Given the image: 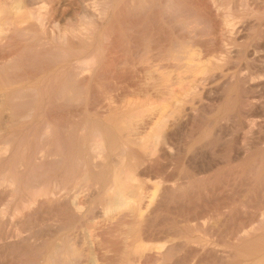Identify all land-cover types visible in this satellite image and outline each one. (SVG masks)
Here are the masks:
<instances>
[{"label":"rangeland","instance_id":"rangeland-1","mask_svg":"<svg viewBox=\"0 0 264 264\" xmlns=\"http://www.w3.org/2000/svg\"><path fill=\"white\" fill-rule=\"evenodd\" d=\"M157 1L159 3V13L157 20L151 24H148L149 26L147 25L144 36L140 41H134L132 43L133 45H131L130 48V50H132V52L130 51L131 53H129V50L125 51L126 53H121V59L123 60L124 58L123 61L128 59L125 61L127 63L138 61L139 59L143 62H138V64H136L137 66L135 65L134 68H130V72L133 73H130V75L135 76L133 78L134 80L132 79L130 82L119 84L116 79L104 80V84L101 82L99 85H96L97 87L95 86L94 89H92L94 91L91 90L89 93L91 98L87 99L86 101L83 99L81 102L78 101L66 107L55 108L57 111H55L57 114L53 115V117L55 116V119L53 117L52 119H49L48 115H46L50 106L47 107V105L42 103H40V105L35 103L32 99L35 94L31 90L28 91V89L25 91L22 90L20 93H15L17 97L14 100L0 105V264H56L55 262H57V264H64L65 260L62 258V253H68V250L71 249V246L75 247L74 249L76 252H81V254L78 255L79 257H75V260H73V263L71 264H127L129 261L127 258L128 254L123 248L127 246L126 244L128 241V245L131 244L136 236L137 243H140V239H138L140 237L141 242L143 240L142 244L144 243L147 246L149 245V247L150 245L156 246V244H167L166 248L169 250V256L172 257V253L173 256H175L174 259H170L169 256L166 258L167 260L161 259L160 256H157L159 254V250H153L154 252L152 251V254L151 251H149L150 255L147 256L149 252L145 248L147 246H145L144 250L142 249L143 256L142 253L136 254L140 264H142L141 261H143V263L145 261L148 264H171L174 262L177 264H187L186 262H188V264H243L244 262L245 264H257V260L260 261L259 259H264V250H262V248L264 249V101H261L259 103L260 105H258L256 108L249 101V99L254 96V94H257V87L255 86V88L254 85L250 83L248 78L237 80L236 77L232 75V71L235 72L238 69L240 63H250L252 65V62H254L253 53L258 51L261 45L264 47V0H156V2ZM203 5L204 7L201 8ZM147 6L148 9L145 10ZM140 7L141 9L143 8V11H150L149 13L154 10L153 4L151 2H142ZM210 9H212V13L214 12L213 16L216 17L219 22L223 21V24H225L223 25L222 22H220L221 25L219 30L215 31L213 28L212 17H209V14L207 13V11ZM114 25L115 22L109 21L106 24L107 28L106 26L103 28L104 32H112ZM221 27H223V30ZM147 33H150L151 35H148ZM151 36H153L152 39ZM104 39H106L105 36L103 40ZM155 39L158 41V43ZM180 44L182 46L185 44L186 45L183 46V48L182 46L180 47ZM187 46H189V49ZM197 46L200 48V52L203 51L202 53L199 52L198 54L202 55L204 60L207 59L206 57L209 54L207 59L208 62H211L209 59L214 61L220 59L221 57L223 58L224 56H227L226 60H230V63L228 61L227 68L230 69L231 75L228 74L229 76H226L227 78L224 79L222 77L225 76V70V73L223 74H221L223 72L222 70H218L219 74L217 70V73L213 71L205 73L201 71L202 69H194L191 71L185 68V63L189 61L188 59L190 57L186 58V61L179 63V61L176 59V54H178L180 51L185 52L187 50L189 56L192 58L191 53H193L194 50H199ZM191 49H193L192 52H190ZM234 50L237 51L235 52ZM226 52L227 54H225ZM196 53H193V56L195 55L194 58L200 56L198 54L196 55ZM123 54L126 56V58ZM146 57H148L146 60L148 63L145 61ZM129 59L132 61H129ZM196 59V62H189L191 64L196 63L197 65H201V62L199 63V59ZM18 60L19 55H17L16 63L14 60L12 64H2L4 65V69H2L3 67H0V83L9 81L13 75V72L16 73L20 61ZM175 60H177L179 63L178 66ZM152 61L154 63H152ZM170 61L172 62L171 65L173 66H169ZM156 62H158V64ZM183 64H185V66ZM162 66L164 68H162ZM150 67H157L155 69L159 70L161 69L160 71L157 70L158 74L162 78V84L161 86H158L159 88H156L157 86L152 87L153 82L149 81L152 79L148 74L145 73V69ZM178 69L180 70L179 75L174 76ZM179 70L177 72H179ZM202 72L205 73V77L202 76ZM188 73L189 75L186 76ZM6 74L10 75L9 78L6 76ZM206 74H209L210 77ZM127 75L128 72L125 73V77H127ZM194 75L196 76L192 79ZM173 76H179L182 78L186 76L183 78V81L182 79L180 80L181 83L179 80H177L180 84L183 82V88H181L183 91H181L179 87L180 84ZM200 76H202V78H200ZM146 77H149L150 79H146ZM189 77L191 79H189ZM206 77L208 78L206 79ZM137 78L138 80H143L141 83L143 86L136 84L138 81ZM195 78L197 79L196 85L198 83L197 87L200 85L198 88H196L195 83L192 84ZM171 79L175 80V82H172ZM208 79L211 80L209 81ZM145 80H147L146 82L149 81L151 83V88L149 86L150 83H146ZM185 80L187 83H185ZM215 80L218 81L216 82ZM164 81H166V84ZM189 82L192 87L194 85L193 88H191V86L188 84ZM167 84H169L170 87L174 84L171 89H175V95H179V97H182L183 94H186V92L189 90L192 92L194 91L195 95L193 94L192 97L191 95L189 96L191 97L192 101L189 99L190 101L187 102V104H189L187 108L193 107V109H188L187 111L183 112L184 114L182 113V117L186 120H184L185 122L183 121L179 125H173L174 127H172V129H169L171 127L168 128L169 131L165 140L166 147H164V144H162L164 149L162 146L157 145V142L153 140L154 143H152L156 144V146L153 145V148L155 147L156 149L154 148L155 154L152 153L154 155L148 156V158L151 157V161H149L150 159H148L147 156H143V151L140 148L139 152L137 146L131 145L130 153L127 157L130 158V160L127 158L126 159L129 161V164L133 165L134 160L139 158L138 160L140 162L136 168L135 165H129V167L134 169L136 176L134 177V180L135 178L136 180L133 181L134 185L140 186L139 190L138 186H136L137 191L140 194L142 192V194L145 196L144 199L142 198L140 201H135L136 203H133V207L136 205L137 208H141L140 211H142L143 217H145V222H142L144 225L142 223L141 226L138 225V227L135 229L136 231L133 233L132 228H134V223H136V219L138 217L136 212L130 210L132 209L130 208L132 206L129 208L127 206L123 209L114 207L113 209L112 204L109 203L108 205L107 200L103 201L105 197L101 192L105 183L110 181L109 178L113 170L112 163L109 161L107 162L108 168L106 167V164L100 166L99 168H95L97 173L100 171V174L95 172V175L97 174L99 177L104 175V177H100L102 180H100L98 176L95 177V175H93L94 170H91V172L89 167L83 168L82 160L80 158L82 153V146L80 144L83 139L79 137H82V134L85 133L86 125H88V122L90 121L91 126L90 124L88 126H94L93 128H89L93 131V133L89 134V139L92 137H97L96 134L98 132L97 128L95 127V122H97L96 126L98 123L100 125V120L103 121L101 122V124H103L104 118L106 116H110V114H108L110 113L109 106L108 103H105L106 100L104 98L107 96V94L118 93V91L120 93L127 92L125 96L126 99L124 98L125 100L123 101V104L128 100V103L141 104L143 99V104H146L147 102L145 103L144 100H147V104L151 103L159 105V102L160 104L163 103V98H159V95L156 93L168 88L169 86ZM184 84L189 86L190 89L189 87L185 88L186 86H184ZM101 85H103L104 88ZM165 85L167 86L165 87ZM121 86L125 90H123ZM175 86L178 87V89ZM98 87L100 89H98ZM140 87L143 89L146 87L145 89H149L150 91L148 90L149 92L142 93L137 90ZM184 88L186 90H184ZM106 90L109 91L107 92ZM132 90L134 91L133 93L130 92ZM152 90L157 102L155 101V98H153L154 96L152 94ZM82 92L84 94L86 89L82 88ZM141 93L142 95L144 93L145 94L142 96ZM176 93L179 94L177 95ZM181 93L182 96H180ZM151 94L153 97H148ZM23 95L24 97H22ZM130 96H132V98L134 97L136 100L134 98L132 99ZM136 96L143 98L140 100V98H137ZM97 97L98 99L96 100ZM235 98L238 101H236ZM231 102H233V104ZM8 103L10 104L7 105ZM192 103H194L195 106ZM229 105H232V107ZM39 106L41 108H39ZM34 107L39 108L38 112H40V114L38 117H35L37 119L40 117L38 120H36L33 115L36 109H34ZM103 107L107 111H103ZM233 109H235V111H233ZM86 110L89 111L87 112ZM60 112L63 114H59ZM92 112H95L96 114L94 113V115ZM238 112H240V117H237ZM58 114L62 116H59ZM102 114H104V118ZM96 115L99 116V118ZM100 115L102 116L103 120L100 119ZM45 116L48 119L45 118ZM92 117L94 121L91 120ZM57 118L59 119L57 120ZM145 118L148 119L149 116H146ZM40 120L41 122H39ZM56 121L58 123H56ZM36 122H39L40 124L38 123V125ZM82 122L84 123L83 125ZM104 126H107V124H104ZM151 126L153 127V125ZM151 126L149 128L150 130H147L148 133L151 131ZM103 130H105L103 133V136L105 137L103 138L106 140L109 138V142L115 138L125 140L127 137L125 135V138L123 139V136H115L112 133H109L110 131H108L107 128L105 129V127H103ZM60 132L61 134H59ZM147 132L143 135L147 136ZM52 133L54 134L52 135ZM68 133H73L72 138ZM108 133L110 134L109 137ZM49 134L51 136H49ZM72 139L76 141L74 142ZM56 141L59 142L57 143ZM66 143H68L69 146ZM72 145H74V148ZM171 146L174 147L172 148ZM134 147H136V149ZM56 148L57 150H55ZM68 148H71L70 151L73 152H70ZM78 149L79 152H77ZM161 149L163 150L161 151ZM79 153L80 155H78ZM59 154H61L63 158ZM108 164L109 166L111 165L110 167L112 168H109ZM85 168L88 169V175L91 174L89 175V178L88 175L86 176ZM91 169L94 168L92 167ZM103 171L104 173H102ZM105 172H108L110 176L107 173L105 176ZM51 174H54L55 176ZM60 176L61 178H59ZM79 178H83L87 181H85V184L80 189H78L77 192H75L76 194L73 193L71 195L74 197L78 196L80 197V200L85 202V205L83 206H85L86 209L85 207L83 209L85 211L87 210L86 212L82 210V214H75L73 209L70 207H67L69 210L66 209V206L63 207L66 204L58 200L63 194L56 196L53 199H49L45 195L46 191L51 188V184L52 187L57 185L56 187L58 188L64 186V184L65 186H70ZM89 180L90 182L94 180L95 181L90 183ZM103 181L104 184H102ZM99 186H101V188ZM66 192L67 191H65L64 194ZM152 192L154 194L156 192V194L155 198L151 201L150 199L153 196ZM95 196L97 198H95ZM129 196L132 198L135 197L136 192H132ZM133 199L139 200L136 197ZM52 202L54 203L52 204ZM104 204L106 206H103ZM58 205H60V207ZM86 205H88V209ZM111 206L113 210L110 209ZM106 207L108 209H106ZM120 210L122 212H120ZM106 211L109 212L107 213ZM87 212H91V214H87ZM78 215H81L82 217L80 216V218ZM131 222L133 225H131ZM126 229H130V231L135 235L134 238L133 234ZM251 230L253 231L251 232ZM259 234L260 236H263V238H261ZM125 235L127 237H125ZM130 236L131 239H129ZM254 236L257 237L255 238ZM259 237L263 240L261 241ZM91 238H94V240H97L98 242L100 241L97 245V249L93 248L92 243L89 242ZM184 238H186V240ZM187 238H189L191 241ZM252 238L255 239L253 240ZM125 239H128V241ZM187 240H189L191 243ZM252 240L256 242H253ZM68 241H70V246L68 245ZM250 241L253 243H250ZM54 243H56V245ZM63 243H66L67 247H69L67 248L64 246L62 249H60L61 251H59L57 247ZM50 245L51 248H56L58 254H55V249H51ZM123 245H125V247ZM252 245L256 246L253 248ZM98 246H100V248H98ZM244 247H246V250ZM256 247L259 250L256 249ZM65 248L67 249L66 251L64 250ZM251 249L255 252L252 253ZM245 251L247 252L245 253ZM144 252H147V254L144 255ZM256 252L260 254L257 255ZM124 253H126V255ZM95 254L97 256L93 257ZM261 254H263V257L261 256L262 258L260 257ZM51 255L55 257L58 255V258L56 259L55 257H50ZM153 255L155 256L153 257ZM247 255H249L248 257L251 258L246 257ZM257 256L259 257L258 259H256ZM178 257L180 259L182 257L183 258L180 261ZM142 258H146V260H142ZM50 259L55 261L53 262ZM97 259L102 263L98 262ZM138 261L136 264H139Z\"/></svg>","mask_w":264,"mask_h":264},{"label":"bare ground","instance_id":"bare-ground-1","mask_svg":"<svg viewBox=\"0 0 264 264\" xmlns=\"http://www.w3.org/2000/svg\"><path fill=\"white\" fill-rule=\"evenodd\" d=\"M142 2H151L153 4V11L151 13H149L148 11H143L140 7V4H142ZM146 5V4H145ZM152 6V5H151ZM161 6V5H160ZM207 6V5H206ZM205 6V7H206ZM204 7L201 6V8ZM152 8V7H151ZM159 3L158 1L156 2V0H0V65L2 64H12V62L14 61L16 63V58L17 55H19V64H18V68L16 73L13 72V75L11 77V79L9 81H6L5 83H0V105L1 104H5L8 101H12L14 100L17 96L15 95V93L20 91H25L28 89L34 92V96L32 97L33 101L37 104L40 105V103L50 106L48 113L46 115H48L49 119H52L55 113L56 109L58 107H66L68 105H72L78 101L81 102V100L85 99V101L89 98H91V96L89 95V93L91 92L92 89H94V87L96 85H99V83L102 82L104 80H117L118 84L119 83H127L130 82L135 76H131L130 75V68H134V66L136 64H138V62H142V60H138V61H133V62H125L121 59V53L128 51L129 53L132 52V50H130L131 45H133L132 43L134 41H140L142 39V37L144 36L145 33V28L147 27L148 24L153 23L154 21L157 20L158 17V13H159ZM148 9L145 8V10ZM161 9V7H160ZM205 9V8H204ZM219 9V8H218ZM162 10V9H161ZM203 10V9H202ZM212 9L208 10L207 13L209 14V17H212V22H213V28L214 30H219L220 27V21L213 16V13L211 11ZM216 10V9H215ZM204 11V10H203ZM215 15V14H214ZM162 16V15H161ZM160 16V17H161ZM208 16V15H206ZM217 16V15H215ZM225 17V15H224ZM223 17V18H224ZM109 21H113L115 22L114 25V29L112 30V32L109 33H105L104 32V26H106V24ZM160 21V20H159ZM226 22V21H225ZM227 24V23H226ZM230 24V23H229ZM109 25V24H108ZM107 25V26H108ZM225 25V24H223ZM222 25V26H223ZM231 25V24H230ZM228 25V26H230ZM235 25V24H234ZM106 26V28H107ZM149 26V25H148ZM153 26V25H152ZM111 27V26H110ZM154 27V26H153ZM226 27V26H224ZM261 27V25H260ZM105 28V29H106ZM149 28V27H148ZM156 28V27H155ZM223 30V27H221ZM228 28V27H227ZM230 28V27H229ZM160 29V28H159ZM108 30V29H107ZM106 30V31H107ZM151 30V29H150ZM155 31V30H153ZM157 31V30H156ZM160 31V30H159ZM152 32V31H151ZM218 32V31H217ZM228 32V29H227ZM239 33V32H238ZM148 35L150 33H147ZM153 34V33H152ZM151 35V34H150ZM156 35V34H155ZM159 35V33H158ZM104 39L103 40V38ZM218 36V35H217ZM153 36H151L152 39ZM212 39V38H211ZM144 40V39H143ZM156 40V39H155ZM159 40V39H158ZM104 41V43H103ZM157 41V40H156ZM237 41V40H235ZM144 42V41H142ZM140 42V43H142ZM158 43V41H157ZM235 43V42H234ZM138 44V43H137ZM136 44V45H137ZM156 44V43H155ZM232 44V43H231ZM143 45V44H142ZM178 45V44H177ZM186 45V44H185ZM183 45V46H185ZM191 45V44H189ZM230 45V44H229ZM236 45V43H235ZM135 46V44H134ZM138 46V45H137ZM156 46V45H155ZM154 46V47H155ZM182 45L180 44V47ZM182 46V47H183ZM192 46V45H191ZM189 46H187L188 48ZM134 48V47H133ZM140 48V47H139ZM184 48V47H183ZM191 48V47H190ZM198 48V46H197ZM224 48V47H223ZM136 49V48H135ZM182 49V48H181ZM180 49V50H181ZM189 49V48H188ZM199 50H194L191 49L190 52L193 51V53H196V55L200 52V48H198ZM240 49V48H239ZM258 49V48H257ZM186 50V48H185ZM131 51V52H130ZM136 51V50H135ZM223 51V50H222ZM229 51V50H228ZM235 51V50H234ZM237 51V50H236ZM235 51V52H236ZM240 51V50H239ZM142 52V51H141ZM170 52V51H169ZM187 50L184 51H180L178 54H176V59L180 62L182 61H186V58H189L188 60L193 62H196L195 60H197L196 58L199 59V63L201 62V65H197L196 63L191 64L189 61H187L185 64H183L185 66V68L189 69V70H194V69H202L201 71L207 73V72H216V70H222L223 73L224 70L226 71L225 76L222 78H227L226 76H229L228 74L231 75L230 69L227 68L228 66V61L230 63V60L228 59V61L226 60L227 56H224L223 58L221 57L220 59L217 60H211V62H208V55H207V61L204 60V57L200 54L199 57L197 56L196 58H194L193 53L192 54V58L191 56H189ZM203 52V51H202ZM200 52V53H202ZM224 52V51H223ZM222 52V54H223ZM243 52V50H242ZM126 53V52H125ZM209 53V52H207ZM232 53V52H230ZM128 54V53H127ZM136 54V53H135ZM172 54V53H171ZM174 54V53H173ZM190 54V55H191ZM205 54V53H204ZM227 54V52L225 53ZM235 54V53H233ZM253 60L254 62H252L253 64L251 65L250 63H244L239 65L238 69L233 72L232 71V75L234 77H236L237 80H241L242 78H248L250 80V83L252 85H254V87H257V94H254V96H252L249 101L257 108L258 105H260L259 103L261 101H264V47L261 45L260 49L258 51H255ZM124 55V54H123ZM122 55V57H123ZM132 55V54H131ZM169 55V54H168ZM219 55V54H218ZM224 55V54H223ZM125 56V55H124ZM143 56V55H142ZM173 56V55H172ZM221 56V54H220ZM234 56V55H233ZM144 57V56H143ZM154 57V56H153ZM239 57V56H238ZM126 58V56H125ZM128 58V57H127ZM140 58V57H139ZM148 57H146L145 61L147 60ZM174 58V57H173ZM217 58V56H216ZM219 58V57H218ZM240 58V57H239ZM136 59V58H135ZM131 59H129L130 61ZM157 60V59H156ZM176 61V64L178 66V62ZM241 60V59H240ZM132 61V60H131ZM160 61V60H159ZM147 62V61H146ZM151 62V61H150ZM189 62V63H188ZM251 62V61H250ZM143 63V62H142ZM148 63V62H147ZM152 63H154L152 61ZM158 64V62H156ZM169 63V62H168ZM171 61H170V65L169 66H173L171 65ZM165 64V63H164ZM167 64V63H166ZM174 64V63H173ZM195 64V65H194ZM4 65L0 66L3 67L2 69H4ZM16 65V64H15ZM154 65V64H153ZM230 65V64H229ZM137 66V65H136ZM166 66V65H165ZM6 67V66H5ZM16 67V66H15ZM231 67V66H230ZM9 68V67H7ZM136 68V67H135ZM157 68V67H155ZM154 67H150L145 69V73L148 74L150 76V78L152 80L153 86L150 83V88L151 86H157L156 88H159L158 86H161V81L162 78L161 76L158 74L157 70L159 69H155ZM162 68H164L162 66ZM181 68V67H180ZM184 68V69H185ZM226 68V69H225ZM1 69V68H0ZM11 69V68H10ZM16 69V68H15ZM161 70V69H160ZM159 70V71H160ZM174 70V69H173ZM179 70V69H178ZM177 70V71H178ZM234 70V69H233ZM1 71V70H0ZM7 71V69H6ZM13 71V70H12ZM176 71V75L174 74V76L179 75V72ZM185 71V70H184ZM187 71V70H186ZM199 71V70H198ZM200 71V73H201ZM11 72V71H10ZM128 72L127 77H125V73ZM133 72V71H132ZM142 72V71H141ZM162 72V71H161ZM169 72V71H168ZM167 72V73H168ZM174 72V71H173ZM202 72V76L205 75V73ZM212 72V73H213ZM8 73V72H7ZM171 73V72H170ZM178 73V74H177ZM191 73V72H190ZM195 73V72H193ZM217 73V72H216ZM12 74V73H11ZM133 74V73H131ZM163 74V73H162ZM184 74V73H183ZM198 74V72H197ZM196 74V75H197ZM211 74V73H210ZM214 74V73H213ZM219 74V71H218ZM135 75V74H134ZM165 75V74H164ZM189 75L186 74V76ZM194 75L192 77V79L196 76ZM199 75V74H198ZM197 75V76H198ZM209 75V74H206ZM9 76L10 75H7ZM167 76V75H166ZM173 76V77H174ZM184 76V77H186ZM202 76H200V78H202ZM213 76V75H212ZM221 76V75H220ZM219 76V77H220ZM137 77V76H136ZM164 77V76H163ZM183 77V78H184ZM189 77V79H191ZM205 77V76H204ZM203 77V78H204ZM210 77V75H209ZM218 77V76H217ZM216 77V78H217ZM149 77H146V79ZM149 78V79H150ZM177 80H184L182 77H174ZM173 78V79H174ZM198 78V77H197ZM208 77H206L207 79ZM172 80V82H175V80ZM186 79V78H185ZM214 79V78H213ZM134 80V79H133ZM138 80V78H137ZM136 80V81H137ZM200 80V79H199ZM203 80V79H202ZM209 80V79H208ZM211 80V79H210ZM209 80V81H210ZM221 80V78H220ZM142 79L138 80L136 82L137 85H141L142 83ZM147 80H145L146 82ZM179 81H177L179 83ZM186 81V80H185ZM205 81V80H204ZM203 81V82H204ZM213 81V80H212ZM216 81V80H215ZM214 81V82H215ZM218 81V80H217ZM216 81V82H217ZM107 82V81H106ZM114 82V81H112ZM146 82V83H148ZM166 84V81H164ZM170 82V81H169ZM168 82V83H169ZM170 82V83H172ZM197 79L195 78V80H193V83H195L196 85ZM200 82V81H199ZM208 82V81H207ZM206 82V83H207ZM213 82V83H214ZM220 82V81H219ZM222 82V80H221ZM239 82V81H238ZM248 82V81H247ZM108 83V82H107ZM111 83V82H110ZM109 83V85H110ZM148 83V84H149ZM181 83V81H180ZM179 83V84H180ZM187 83V81L185 82ZM202 83V82H201ZM115 84V83H114ZM132 84V83H131ZM144 84V83H143ZM183 84V82H182ZM182 84H180V89L183 88ZM191 88L192 85L190 84V82L188 83ZM200 84V83H199ZM205 84V83H204ZM208 84V83H207ZM117 85V83H116ZM121 85V84H120ZM124 85V84H123ZM134 85V84H133ZM164 85V84H163ZM162 85V86H163ZM169 87L170 85L167 84ZM165 85V87L167 86ZM176 85V84H175ZM198 85V83H197ZM196 85V88H198ZM214 85V84H213ZM212 85V86H213ZM233 85V84H232ZM237 85V84H236ZM103 86V85H101ZM100 86V88H101ZM113 86V85H112ZM130 86V85H129ZM143 86V85H141ZM174 86V84H173ZM171 85V87L168 88H164L165 90L160 91L159 89V93L158 94L159 98H163V103L160 104V102L158 103L159 105L156 104H147L148 101L144 100L146 104H143V97H137L140 98V100L142 99V103L140 101L141 104H133V103H128V101L126 103L123 104V101L126 99V93H120L118 91V93H111V94H107L105 98L106 100V104L108 103L109 106V112L108 114H110V116H106L104 118V114L103 118H104V123L101 124L100 119V125L98 123V125L96 126L97 122H95V127L97 128V137H92L89 139V134L93 133V131L89 128H93L90 127L91 124L90 122H88V118L87 122L90 124V126L86 125V131L84 134H82V138L83 141L81 142V149H82V153L80 155V153L78 155H80V158L82 160V165L83 168L84 167H89L90 171L94 170V174L95 175V168H99L100 166H103L106 164L107 167V162H111L112 163V167L109 166V168H112L110 170H112L111 176L108 172H105V176L106 173L109 174L110 176V181H108V183H105V185L103 186V190H102V195L105 197V200H107L108 205L109 203L113 205V209L115 208H124L127 207L128 208L130 206L131 211L133 210V212L137 213V219H136V223H134V228H132L133 233L136 231L135 229L138 227V225H144V223H142L144 221L143 214L142 211H140L141 208H137L136 205L133 207V203L135 201H140L142 198L144 199V195L141 194L137 191L136 186H138V190H139V185H134L133 181L135 176L134 173V169L130 168V166L135 165L136 166L139 164V158L134 160L133 165L129 164V161L127 159L130 160V158H127L129 156L130 153V149H131V145L132 146H137L138 150L140 152V149L143 151V156L148 158V156L150 155H154L155 154V150L153 148V145L156 146L160 145L162 146V144H164V147H166L165 145V140L167 138V134L169 129H172V127H174L173 125H179L180 123H182L185 119L182 117V113L184 111H187L188 109H193V107L191 108H187V106L189 104H187L188 101L191 100L192 95L195 93L194 91H187L186 94L182 93L180 94L179 97V93L181 91H183L181 89H179V93L177 94L178 96L175 95V89H171L173 87ZM182 86V87H181ZM184 86H186L185 88L189 87L187 85L184 84ZM240 86V85H239ZM248 86V85H247ZM97 87V86H96ZM106 87V86H105ZM122 87V86H121ZM138 87V86H136ZM176 87V86H175ZM249 87V86H248ZM255 87V88H256ZM82 88L86 89V92L83 94L82 92ZM98 87V89H100ZM104 88V86H103ZM112 88V87H111ZM146 87H144V89L142 87L138 88L137 90L140 92H149V89H145ZM149 88V87H148ZM178 89V87H176ZM184 88V90H186ZM237 88V87H236ZM97 89V88H96ZM95 89V90H96ZM109 89V88H108ZM116 89V88H115ZM123 89V87H122ZM155 89V88H154ZM163 89V88H162ZM190 89V87H189ZM195 89V88H194ZM193 89V90H194ZM201 89V87H200ZM203 89V87H202ZM235 89V88H234ZM125 90V89H123ZM149 90V91H148ZM175 90V91H174ZM233 90V89H232ZM27 91V92H28ZM94 91V90H92ZM107 91V90H106ZM109 91V90H108ZM107 91V92H108ZM115 91V90H114ZM113 91V92H114ZM122 91V90H121ZM197 91V90H196ZM199 91V89H198ZM96 92V91H95ZM105 92V91H104ZM117 92V91H116ZM129 92V90H128ZM130 92H134L133 90ZM136 92V91H135ZM138 92V93H140ZM156 92V91H154ZM202 92V91H201ZM23 93V92H22ZM26 93V92H25ZM93 93V92H92ZM91 93V95H92ZM131 93V95H132ZM141 93V95H142ZM199 93V92H197ZM196 93V94H197ZM32 94V93H29ZM103 94V92H102ZM130 94V93H129ZM137 94V92H136ZM145 94V93H144ZM143 94V95H144ZM152 94H153V90H152ZM151 95H146L148 97H153ZM22 95V94H21ZM19 95V96H21ZM104 95V94H103ZM128 95V94H127ZM142 95V96H143ZM191 95V97H189ZM195 95V94H194ZM30 96V95H29ZM100 96V95H99ZM24 97V95L22 96ZM93 97V96H92ZM132 98V96H130ZM194 97V96H193ZM245 97V96H244ZM19 98V97H18ZM17 98V99H18ZM28 98V97H27ZM100 98V97H99ZM102 98V99H104ZM125 98V99H124ZM128 98V97H127ZM130 98V99H131ZM134 98V97H133ZM132 98V99H133ZM155 98V96L153 97ZM30 99V98H29ZM98 99V97L96 98V100ZM135 99V98H134ZM148 99V98H147ZM190 99V100H189ZM197 99V98H196ZM199 99V98H198ZM230 99V98H229ZM236 99V98H235ZM234 99V100H235ZM95 100V99H94ZM136 100V99H135ZM139 100V99H137ZM152 100V98H151ZM194 100V99H193ZM16 101V100H15ZM30 101V100H29ZM32 101V102H33ZM156 101V98H155ZM162 101V100H161ZM192 101V100H191ZM236 101H238L236 99ZM242 101V98H241ZM98 102V101H97ZM96 102V103H97ZM157 102V101H156ZM200 102V101H199ZM235 102V101H234ZM99 103V102H98ZM104 103V104H105ZM201 103V102H200ZM233 104V102H231ZM10 103H8L7 105H9ZM78 104V103H77ZM82 104V103H81ZM85 104V103H84ZM94 104V103H93ZM103 104V106H104ZM194 104V103H192ZM236 104V103H235ZM6 105V106H7ZM79 105V104H78ZM263 105V104H262ZM36 106V105H35ZM38 106V105H37ZM75 106V105H73ZM88 106V105H87ZM101 106V105H100ZM107 106V105H106ZM195 106V104H194ZM232 107V105H229ZM85 107V106H84ZM94 107V106H93ZM98 107V106H97ZM105 107V106H104ZM104 107L102 108L103 111H107L106 109H104ZM262 107V106H261ZM36 107H34L35 109ZM39 108H41L39 106ZM38 107L35 109L33 115L34 118L38 117L40 112H38L39 109ZM76 108V107H75ZM92 108V107H91ZM237 108V107H236ZM33 109V106H32ZM86 109V108H84ZM88 109V108H87ZM90 109V107H89ZM99 109V108H98ZM108 109V107H107ZM255 109V108H254ZM253 109V110H254ZM260 109V108H258ZM257 109V110H258ZM3 110V109H2ZM59 110V109H58ZM70 110V109H69ZM73 110V109H72ZM91 110V109H90ZM220 110V109H219ZM44 111V110H43ZM61 111V109H60ZM84 111V110H83ZM87 112L89 110H86ZM100 111V110H99ZM195 111V110H194ZM233 111H235V109H233ZM247 111V110H246ZM263 111V110H261ZM47 112V111H46ZM57 112V111H56ZM91 112V111H90ZM217 112V111H216ZM242 112V111H241ZM4 113H8V112H4ZM32 113V112H31ZM62 112H60L59 114H61ZM95 113V112H94ZM92 112V114H94ZM99 113V112H98ZM189 113V112H187ZM234 113V112H233ZM58 114V115H59ZM63 114V113H62ZM88 114V113H87ZM96 114V113H95ZM94 114V115H95ZM106 114V113H105ZM184 114V113H183ZM186 114V113H185ZM80 115V114H79ZM89 115V114H88ZM87 115V116H88ZM237 117H240V112H238ZM261 115V114H260ZM31 116V114H30ZM41 116V115H40ZM43 116V115H42ZM62 116V115H59ZM65 116V115H64ZM69 116V115H68ZM85 116V115H84ZM97 116V115H96ZM146 116H149V118H145ZM256 116V115H255ZM44 117V116H43ZM55 117V116H54ZM53 117V118H54ZM58 117V116H56ZM99 118V116H97ZM187 117V116H184ZM263 117V116H262ZM11 118V117H9ZM40 118V117H39ZM38 118V119H39ZM45 118H47L45 116ZM44 118V121H45ZM47 118V119H48ZM62 118V117H61ZM71 118V117H70ZM81 118V117H80ZM79 118V119H80ZM36 120H38L37 118H35ZM43 119V118H42ZM41 119V120H42ZM55 119V118H54ZM59 118H57L58 120ZM65 119V118H64ZM82 119V118H81ZM96 119V117H95ZM147 119V120H146ZM193 119V118H192ZM208 119V118H206ZM262 119V118H261ZM24 120V119H23ZM41 120L39 122H41ZM66 120V119H65ZM93 120V117L92 119ZM98 120V119H97ZM103 120V119H102ZM264 120V117H263ZM52 121V120H51ZM85 121V120H84ZM94 121V120H93ZM96 121V120H95ZM186 121V120H185ZM184 121V122H185ZM254 121V120H253ZM260 121V120H259ZM262 121V120H261ZM38 122V123H39ZM48 122V121H46ZM50 122V120H49ZM86 122V124H87ZM263 122V121H262ZM37 123V122H36ZM37 123V124H38ZM56 123H58L56 121ZM68 123V122H67ZM36 124V125H37ZM40 124V123H39ZM38 124V125H39ZM46 124V123H45ZM78 124V123H76ZM84 123L82 122V125ZM94 124V122H93ZM104 124H107V126H104ZM213 124V123H212ZM54 125V124H53ZM153 125V127L151 126ZM211 125V124H210ZM48 126V125H47ZM52 126V125H50ZM64 126H65V122H64ZM70 126V125H69ZM72 126V124H71ZM77 126V125H76ZM75 126V127H76ZM80 126V125H79ZM105 127V129L107 128L108 131H110L109 133H112L113 135H117V136H123V139L125 138V135L127 136L125 138V140L122 139H117L115 138L114 140L112 139L111 142H109V138H107L108 140H106L105 136H103L104 131L103 127ZM151 126V131L148 133L147 130L150 128ZM37 127V126H36ZM41 127V126H40ZM39 127V128H40ZM54 127V126H53ZM74 127V126H73ZM171 127V128H169ZM177 127V126H175ZM55 128V127H54ZM59 128V127H58ZM56 128V129H58ZM61 128V127H60ZM169 128V129H168ZM69 129V128H68ZM73 129V128H72ZM44 130V129H43ZM59 130V129H58ZM63 130V129H62ZM71 130V128H70ZM150 130V129H149ZM50 131V130H48ZM67 131V130H66ZM80 131V129H79ZM78 131V132H79ZM83 131V130H81ZM72 132V131H71ZM107 132V131H106ZM128 132V133H126ZM147 132V136L143 135L144 133L146 134ZM76 134H78L77 132H75ZM80 133V132H79ZM82 133V132H81ZM96 133V132H95ZM108 133V137L110 136V134ZM54 133H52L53 135ZM61 134V132L59 133ZM69 134V133H68ZM73 134V133H72ZM72 134H69V136L72 138ZM75 134V135H76ZM106 134V133H105ZM171 134V133H170ZM63 135V134H62ZM65 135V134H64ZM80 135V134H79ZM92 135V134H91ZM90 135V136H91ZM95 135V134H94ZM107 135V134H106ZM46 136V135H45ZM49 136H51L49 134ZM67 136V135H65ZM93 136V135H92ZM114 136V137H115ZM57 137V135H56ZM60 137V136H59ZM62 137V136H61ZM68 137V136H67ZM107 137V136H106ZM169 137V136H168ZM202 137V136H201ZM74 138V137H73ZM77 138V139H79ZM113 138V137H112ZM119 138V137H118ZM170 138V137H169ZM24 139V138H23ZM81 139V140H82ZM73 140V139H72ZM153 140L155 142H157L156 144H153ZM169 140V139H168ZM63 141V140H62ZM74 142L76 140H73ZM57 142V141H56ZM59 142V141H58ZM57 142V143H58ZM61 142V141H60ZM69 142V141H68ZM80 142V141H78ZM153 142V143H152ZM200 142V141H199ZM52 143V142H50ZM54 143V142H53ZM64 144V143H63ZM68 145V143H66ZM76 144V143H75ZM168 144V143H167ZM65 145V144H64ZM63 145V146H64ZM78 145V146H80ZM170 145V144H169ZM167 145V146H169ZM175 145V144H174ZM69 146V145H68ZM74 148V145H72ZM77 146V145H76ZM58 147V146H56ZM71 147V146H70ZM172 147V146H171ZM170 147V149H171ZM174 147V146H173ZM172 147V148H173ZM3 148V147H2ZM53 148V147H52ZM65 148V147H64ZM77 148V147H76ZM80 148V147H78ZM136 149V147H134ZM140 148V149H139ZM159 148V147H158ZM163 148V146H162ZM69 149V148H68ZM71 149V148H70ZM69 149V151H70ZM134 149V150H135ZM156 149V148H155ZM164 149V148H163ZM161 149V151L163 150ZM57 150V148L55 149ZM60 150V149H59ZM58 150V152H59ZM66 150V149H64ZM73 150V149H72ZM51 151V150H50ZM67 151V150H66ZM77 151V150H75ZM153 151V152H152ZM73 152V151H70ZM79 152V149L78 151ZM135 152V151H134ZM159 152V151H157ZM173 152V151H172ZM63 153V151H62ZM65 153V152H64ZM75 153V152H74ZM154 153V154H152ZM37 154V153H36ZM70 154V153H69ZM136 154V153H135ZM5 155V154H4ZM57 155V153H56ZM61 155V154H59ZM71 155V154H70ZM137 155V154H136ZM75 156V155H74ZM133 156V154H132ZM62 157V155H61ZM65 157V156H64ZM139 157V156H138ZM60 158V157H59ZM63 158V157H62ZM61 158V159H62ZM66 158V157H65ZM79 158V157H78ZM79 158V159H80ZM113 158V159H112ZM127 158V159H126ZM142 158V157H140ZM72 159V157H71ZM148 159H150L149 161H151V157H149ZM60 160V159H59ZM74 160V159H73ZM144 160V159H143ZM64 161V160H63ZM69 161V160H68ZM145 163V162H144ZM76 164V163H75ZM78 164V163H77ZM147 164V163H146ZM75 166V165H74ZM78 166V165H76ZM82 167V166H80ZM94 169H91V168ZM129 167V169H128ZM141 167V166H140ZM143 167V166H142ZM105 168V167H104ZM108 168V167H107ZM106 168V170L108 171V169ZM67 169V168H66ZM86 169V168H85ZM84 169V170H85ZM103 169V168H102ZM80 170V169H79ZM86 169V176L88 175ZM97 170V169H96ZM99 170V169H98ZM132 170V171H130ZM136 170V169H135ZM91 171V172H92ZM54 172V171H53ZM64 172V171H63ZM85 172V171H84ZM90 172V173H91ZM111 172V171H110ZM65 173V172H64ZM75 173V171H74ZM97 173V172H96ZM104 173V171L102 172ZM59 174V173H58ZM61 174V172H60ZM71 174V173H70ZM78 174V173H77ZM100 174V171L99 173ZM95 175L98 176V175ZM54 175V174H51ZM57 175V174H56ZM62 175V174H61ZM75 175V174H74ZM91 175V174H89ZM88 175V178H89ZM55 176V175H54ZM104 177V175H101L100 177ZM52 177V176H51ZM71 177V176H70ZM78 177V176H77ZM93 177V176H91ZM100 177L98 176V178L100 179ZM61 178V176L59 177ZM63 178V177H62ZM85 178V177H84ZM71 179V178H70ZM87 179V177H86ZM92 179V178H91ZM97 179V178H94ZM107 179V180H109ZM75 180V179H74ZM93 180V179H92ZM102 180V179H100ZM85 179H77L76 181H74L70 186H62V187H56L57 185L52 187L51 184V188L46 191L45 195L47 196V198L49 199H53L56 196L62 195L60 199H57L62 201L64 204L63 207L66 206V209L69 210L70 207L71 209H73V211L75 212V214H82V210L85 211L83 208L85 206L84 201L80 200V197L76 196L74 197L73 193L77 192L78 189H80L84 184H85ZM95 181V180H94ZM92 181V182H94ZM97 181V180H96ZM99 181V180H98ZM106 181V179H105ZM57 182V181H56ZM64 182V181H63ZM67 182V181H66ZM90 182V180H89ZM90 182V183H92ZM52 183V182H51ZM97 183V182H96ZM101 183V182H100ZM87 184V183H86ZM102 184H104V181L102 182ZM136 184V183H135ZM54 185V184H53ZM59 185V184H58ZM89 185V184H88ZM96 185V184H95ZM102 186V185H101ZM101 186H99L101 188ZM93 187V186H92ZM84 188V187H83ZM97 188V186H96ZM91 189V188H90ZM142 189V188H141ZM93 190V189H92ZM99 190V189H98ZM153 190V189H152ZM67 191L65 194L64 192ZM81 192V190H80ZM132 192H136V198H138L139 200H134L133 198L135 197H130L129 195ZM151 192V191H150ZM95 193V192H94ZM98 193V192H97ZM153 193V192H152ZM76 194V193H75ZM82 194V193H81ZM80 194V195H81ZM134 194V193H133ZM156 194V192H155ZM155 194L153 193L152 198L150 199L151 201L155 198ZM83 195V194H82ZM89 196V195H88ZM99 196V195H98ZM134 196V195H133ZM143 196V197H142ZM87 197V196H86ZM85 197V198H86ZM94 197V196H92ZM88 198V197H87ZM86 198V199H87ZM95 198H97L95 196ZM56 199V200H57ZM43 200V199H42ZM149 200V201H150ZM249 200V199H248ZM48 201V200H47ZM51 202V201H50ZM61 202V203H62ZM154 202V201H153ZM54 202H52L53 204ZM57 203V202H56ZM136 203V202H135ZM141 203V202H140ZM150 203V202H149ZM58 204V203H57ZM88 204V203H87ZM101 204V203H100ZM106 204V203H105ZM103 206H106V205ZM63 205V204H62ZM89 205V204H88ZM88 205L87 209H88ZM149 205V204H148ZM54 206V205H53ZM60 207V205H58ZM138 206V205H137ZM108 207V206H107ZM106 207V209H108ZM110 207V206H109ZM90 208V207H89ZM92 208V207H91ZM105 208V207H104ZM127 208V209H128ZM148 208V207H147ZM182 208V207H181ZM86 209V207H85ZM112 209V206L110 208ZM117 209V210H119ZM110 210V211H111ZM87 211V210H86ZM85 211V212H86ZM93 211V209H92ZM116 211V210H115ZM124 211V210H123ZM129 211V210H127ZM107 213L109 211H106ZM120 212H122L120 210ZM89 212H87L88 214ZM116 213V212H115ZM145 213V212H144ZM73 214V213H72ZM86 214V213H85ZM91 214V212L89 213ZM100 214V213H99ZM11 215V214H10ZM68 215V214H67ZM84 215V213H83ZM102 215V214H101ZM145 215V214H144ZM76 216V215H75ZM79 216V215H78ZM81 216V215H80ZM79 216V217H80ZM87 216V215H85ZM129 216V215H128ZM82 217V216H81ZM80 217V218H81ZM93 217V216H92ZM135 217V216H134ZM3 219V218H2ZM84 219V218H83ZM90 219V218H89ZM112 220V219H111ZM135 220V219H134ZM93 222V221H92ZM96 222V221H95ZM145 222V221H144ZM111 223V222H110ZM142 223V224H141ZM82 224V223H81ZM92 224V223H91ZM96 224V223H95ZM200 224V223H199ZM84 225V224H83ZM131 225L132 222H131ZM264 225V224H263ZM262 226V225H261ZM86 227V226H85ZM186 227V226H185ZM264 227V226H263ZM96 228V227H95ZM123 228V227H122ZM131 228V227H128ZM141 228V227H139ZM138 228V229H139ZM192 228V227H191ZM193 229V228H192ZM243 229V228H242ZM262 229V227H261ZM127 231L130 229H126ZM194 230V229H193ZM250 230V229H249ZM93 231V230H91ZM126 231V232H127ZM140 231V230H139ZM253 230H251L252 232ZM125 232V231H124ZM240 232V231H239ZM242 232V231H241ZM248 232V231H247ZM246 232V233H247ZM91 233V232H90ZM132 233V232H131ZM130 233V234H131ZM132 233V234H133ZM138 233V232H136ZM178 233V232H177ZM245 233V232H244ZM257 233V232H256ZM124 234H128V233H124ZM123 234V235H124ZM131 234V235H132ZM167 234V233H166ZM263 234V233H262ZM162 235V234H161ZM165 235V234H164ZM246 235V234H245ZM244 235V236H245ZM248 235V233H247ZM253 235V234H250ZM71 236V235H70ZM90 236V235H89ZM134 234H133V238H134ZM260 236V234H259ZM87 237V236H86ZM125 237H127L125 235ZM129 237V235H128ZM137 237V236H136ZM136 237L134 238L133 242H131V244L128 245V239H125L127 242V246L125 247V245H123L125 248V251H127L128 254V263H133L135 262V264L137 263L138 259L136 257V254L142 253V249L144 250V247L147 246L146 244H142L141 242V238L139 237L138 239H140V243L136 242ZM183 237V236H182ZM192 237V236H189ZM255 238L257 236H254ZM261 238H263V236H260ZM259 237V239H260ZM67 238V237H66ZM95 238V235H94ZM94 238L90 239V243H92V247L97 249V245L98 242L97 240H94ZM247 238V237H246ZM255 238H252L253 240ZM88 239V238H86ZM93 239V240H92ZM99 239V238H98ZM131 239V236L130 238ZM137 239V241H138ZM186 240V238H184ZM189 239V238H187ZM264 239V238H263ZM263 239H260L261 241ZM65 240V239H64ZM68 240V239H67ZM66 240V243H67ZM92 240V242H91ZM190 240V239H189ZM187 240V241H189ZM240 240V239H239ZM245 240V239H244ZM248 240V238H247ZM252 240V241H253ZM257 240V239H256ZM62 241V240H61ZM125 241V242H126ZM138 241V242H139ZM185 241V242H187ZM191 241V240H190ZM189 241V242H190ZM200 241V240H199ZM246 241V240H245ZM259 241V240H257ZM195 242V241H194ZM193 242V243H194ZM244 242V241H243ZM256 242V241H253ZM250 241V243H253ZM264 242V241H263ZM57 243V242H56ZM56 243H54L56 245ZM66 243H63L62 245H59L57 248L59 251H61L60 249H62L64 246L67 247ZM70 241H68V245L70 246L71 244H69ZM191 243V242H190ZM189 243V244H190ZM203 243V242H202ZM262 243V242H261ZM89 244V243H88ZM156 244V243H155ZM188 244V245H189ZM239 244V243H238ZM241 244V243H240ZM243 244V243H242ZM257 244V243H256ZM48 245V244H47ZM53 245V244H52ZM58 245V243H57ZM74 245V243H73ZM167 245V244H166ZM165 245V243L159 244L156 246H151L149 247V245L147 247H145L148 252L153 250H159V254L157 256H160L161 259H166L168 258V256L170 255L169 250L166 248L167 246ZM187 245V243H186ZM192 245V244H191ZM195 245V244H194ZM247 245V244H245ZM244 245V246H245ZM260 245V244H259ZM264 245V244H263ZM261 245V246H263ZM68 246V247H69ZM180 246V245H179ZM190 246V245H189ZM253 246V245H252ZM256 246V245H255ZM253 246V248L255 247ZM67 247V248H68ZM169 247V246H168ZM247 247V246H246ZM244 247V249L246 248ZM259 247V246H258ZM51 248V245H50ZM71 249L68 250V253H62V258H64L65 263L66 264H71L73 263L72 261L75 260L74 258L77 257L79 254H81V252H76L75 251V247L71 246ZM98 248H100V246H98ZM102 248V247H101ZM175 248V247H173ZM172 248V249H173ZM179 248V247H178ZM184 248V247H183ZM240 248V247H239ZM243 248V247H242ZM249 248V247H248ZM53 249V247L51 248ZM55 249V250H54ZM53 250L56 251V248H54ZM77 249V248H76ZM171 249V248H170ZM256 249H258L256 247ZM36 250V249H35ZM65 251L67 250L66 248L64 249ZM79 250V249H78ZM77 250V251H78ZM176 250V249H175ZM246 250V249H245ZM255 250V249H254ZM259 250V249H258ZM257 250V251H258ZM261 250V249H260ZM262 250H264L262 248ZM33 251V250H32ZM86 251V250H84ZM94 251V249H93ZM99 251V249H98ZM124 251V250H123ZM171 251V250H170ZM252 251V249H251ZM250 251V252H251ZM52 252V251H51ZM63 252V251H62ZM95 252V251H94ZM154 252V251H153ZM236 252V251H235ZM247 251H245L246 253ZM255 251H252V253ZM263 252V251H260ZM49 253V252H48ZM83 253V252H82ZM99 253V252H98ZM192 253V252H191ZM195 253V252H194ZM238 253V252H237ZM243 253V250H242ZM241 253V254H242ZM257 253V252H256ZM54 254V253H52ZM55 254H58V252L56 251ZM54 254V255H55ZM84 254V253H83ZM93 254V253H92ZM126 255V253H124ZM147 254V252H144V255ZM239 254V255H241ZM260 253H257V255ZM264 254V253H263ZM261 254L260 257L263 255ZM90 255V254H89ZM150 255V252L147 256ZM170 259L173 258L175 256H173V253L171 254ZM176 255V254H175ZM179 255V254H178ZM177 255V256H178ZM181 255V254H180ZM186 255V254H185ZM184 255V256H185ZM237 255V254H236ZM251 255V253H250ZM255 255V254H254ZM253 255V256H254ZM49 256V255H48ZM58 256V255H57ZM55 256H50V257H55L56 259L58 257ZM81 256V255H80ZM97 256L96 254L93 255ZM141 256V255H140ZM143 256V253H142ZM155 255H153L154 257ZM191 256V255H190ZM245 256V255H244ZM249 255H247L246 257H248ZM79 257V256H78ZM106 257V256H105ZM145 257V256H144ZM180 257V256H179ZM178 257V258H179ZM242 257V256H241ZM263 257V256H262ZM261 257V258H262ZM140 258V257H139ZM149 258V257H148ZM183 258V257H182ZM181 258V259H182ZM187 258V257H186ZM245 258V257H243ZM251 258V257H248ZM247 258V259H248ZM253 258V257H252ZM259 257L257 256L256 259H258ZM264 258V257H263ZM49 259V258H48ZM91 259V258H90ZM96 259V258H95ZM99 259V258H98ZM97 259V260H98ZM172 259V261H173ZM180 259V258H179ZM180 259V261H181ZM254 259V258H253ZM52 260V259H50ZM48 260V261H50ZM93 260V259H91ZM102 260V259H100ZM137 260V261H136ZM140 260V259H139ZM142 260H146L142 258ZM152 260V259H151ZM167 260V259H166ZM176 260V259H175ZM251 260V259H249ZM248 260V261H249ZM260 261H256L257 264H264V259H259ZM53 261V260H52ZM55 261V260H54ZM53 261V262H54ZM57 261V260H56ZM162 261V260H161ZM171 261V262H172ZM184 261V260H183ZM182 261V262H183ZM186 261V260H185ZM255 261V260H254ZM51 262V261H50ZM61 262V261H60ZM59 262V263H60ZM64 262V261H63ZM93 262V261H92ZM98 262H101L98 260ZM107 262V261H106ZM165 262V261H164ZM243 262V261H242ZM250 262V261H249ZM57 264V262H55ZM64 263V264H65ZM102 263V262H101ZM105 263V262H104ZM109 263V262H108ZM112 263V262H111ZM114 263V262H113ZM138 263L140 264V262L138 261ZM142 264H145L146 262L141 261ZM185 263V262H184ZM188 264V262H186ZM241 263V262H240ZM46 264V263H45ZM52 264V263H50ZM54 264V263H53ZM62 264V263H61ZM95 264H99V263H95ZM107 264V263H105ZM122 264H126V263H122ZM148 264V263H146ZM168 264V263H167ZM171 264H177V263H171ZM183 264V263H181ZM245 264V262L243 263ZM255 264V263H253Z\"/></svg>","mask_w":264,"mask_h":264}]
</instances>
